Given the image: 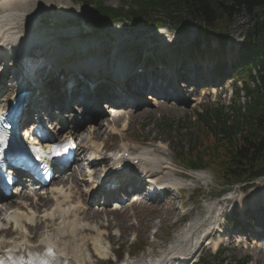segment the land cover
Wrapping results in <instances>:
<instances>
[{"label":"rangeland","instance_id":"1","mask_svg":"<svg viewBox=\"0 0 264 264\" xmlns=\"http://www.w3.org/2000/svg\"><path fill=\"white\" fill-rule=\"evenodd\" d=\"M129 1L103 0L105 5L115 7L125 5V2ZM24 9L26 16H33L32 21L26 22V24L30 25L35 22L37 24L36 31L40 34L43 33L46 37H51L52 40L50 41L54 43V47L58 48L69 43L71 37H73L71 34L76 32V34L82 35L81 39L95 40L105 50H110L113 45H116L118 50L122 48L121 54L125 53L123 56L129 62L137 61L144 54H150L154 51L155 54H163V57L165 56V59L170 63L179 65V63L190 59L189 55L195 51L196 46H194V43L198 38L197 28L191 23H183L181 30H176L172 25L154 30L148 26H135L133 23L127 22L109 24L102 27V29L97 28L96 20L98 17L93 14L90 6H83L79 3V0H36L34 13L29 8L25 7ZM233 22L234 25L229 33V47L226 56L235 55L246 35L248 25L251 23L245 13L237 15ZM89 27H92V29ZM22 30L26 36L27 29ZM87 31L88 34L84 36ZM139 33V37H134L135 34ZM121 37L127 40L130 39L129 42H133L134 45L128 50L124 49L123 40L120 41ZM133 38H136V41ZM212 38L211 46L217 49L219 46L218 41L216 37ZM203 46H206V44L204 43ZM168 52H171L169 56ZM232 81L225 80L223 82L222 79L211 90L199 89L201 87L191 90L190 86H184L187 91H191L186 94L187 100L184 102H167L162 99L148 101L142 98L141 103L128 109L124 116L118 117L116 122L103 108H98L103 116H98L91 123L83 126L80 134L84 136L100 129L96 138L105 145L103 152L108 156L120 150L121 145L127 146L130 151L137 154L145 150H152L157 144L162 143L164 152L160 154L161 157L166 158L167 161L172 159L174 169L188 175L187 178H184V184L182 185L184 188L169 190L170 196L165 197L166 199L131 205L123 213H120L117 218V226L114 225L105 230L106 233H109L108 236L102 228V232H104L103 241L109 245L106 259H100L93 253L91 247H86L85 252L82 253L85 255V259L88 255L93 264H121L116 260L115 255L117 257L120 254L124 257L129 255L130 257H142L148 251L159 255L175 245L180 234L185 232L195 221L202 220L195 232L206 233L209 220H215L217 224L213 223L211 226L213 228L218 227L223 233L226 231L225 229H229L231 226H236L239 229L242 226H237V224L234 226L231 221V223L227 222L226 224L227 218L245 221L248 214L244 212L251 209L253 205H257L259 202L262 203L261 201L264 200V177L262 180L252 183L251 186H236L229 191L228 186L215 179L209 170H206L209 174H206L202 179L192 177L191 175H194V172L183 170L176 161L174 153L169 150L170 143L173 142L172 144L176 147L178 141L172 134L168 133V128L177 120L185 117L192 118L195 109L200 110L205 105L214 104L216 100L228 102L231 98ZM101 172L102 170H100ZM82 178L84 176L79 177L78 184L82 183ZM160 178L161 175L158 174L157 179ZM71 185L73 186L74 183ZM86 186L85 184L80 186L82 193L87 190ZM253 191L258 195V200L253 199L255 201H252L250 199ZM82 199H84L83 196ZM230 201H233L234 205H231ZM223 204H225V207ZM232 206L235 207L233 209L234 215L230 214ZM97 207H100V209ZM101 208L110 207L96 206L91 210H102ZM98 221L105 222L101 217L98 218ZM119 223H121V227L118 226ZM90 234L96 235L93 232H90ZM209 238H211L210 241L216 239L215 241H218V244L223 242V246H227V251L224 252L223 257L228 262L233 259H244L248 256L251 260L249 264H264V251L260 247H252L253 243H231L230 240L224 238L221 232L215 233L214 236ZM63 243L64 240L58 241L61 246ZM143 243L147 245V249L138 253V247ZM212 243L214 244V241ZM217 247V245H214V247L212 245L198 247L196 249L198 253L193 262L199 260L206 253L208 255L210 253L214 254ZM69 251H72L70 247ZM134 253L136 255H133ZM86 263L88 264V261Z\"/></svg>","mask_w":264,"mask_h":264},{"label":"trees","instance_id":"2","mask_svg":"<svg viewBox=\"0 0 264 264\" xmlns=\"http://www.w3.org/2000/svg\"><path fill=\"white\" fill-rule=\"evenodd\" d=\"M79 1L94 6L99 24L123 18L152 27L196 24L200 53L205 52L201 50V39L209 41L212 33L218 36L221 48L226 49L233 19L247 14L252 23L246 31L245 52L241 54L247 64L238 70L245 82L243 88L236 87L235 102L197 111L193 121L178 120L170 131L185 140L178 159L188 168H210L217 178L228 183L241 184L263 176L264 0H131L120 8L106 6L103 0ZM207 51L212 52L210 48ZM254 68L258 69L257 77L253 75ZM242 92L245 104L239 101Z\"/></svg>","mask_w":264,"mask_h":264},{"label":"bare ground","instance_id":"3","mask_svg":"<svg viewBox=\"0 0 264 264\" xmlns=\"http://www.w3.org/2000/svg\"><path fill=\"white\" fill-rule=\"evenodd\" d=\"M35 2L36 0H0V51L6 52L8 49H20L21 46H24L21 54L22 57L26 58V54L33 53V49H36L42 43L43 40H40V37H43L42 35L44 34H40L36 31L37 24L35 22H32L30 25L26 24V22L32 21L33 16H26V14H24L25 7L29 8L32 10L31 12L34 13L33 9L35 7ZM22 29H27L29 31L28 36L25 37ZM71 36H73L72 40H75L76 32L72 33ZM139 36L140 33L134 35L136 38ZM136 38H133L134 41H136ZM47 39H49V37H47ZM124 39L125 38L121 37L120 41L123 40V47L128 50L134 44L133 42H129L130 39ZM46 43L48 44V42ZM38 50H44L42 52L44 53L47 50L51 52L54 48L45 49V46H42V48ZM119 50L122 51V48ZM35 58L37 59V57L34 56V59ZM90 111L97 113L96 117L101 115L94 107L92 110L90 109ZM113 113L119 114L120 112L113 110L110 114L113 115ZM113 118V121H118L117 117ZM98 130L99 131L96 132L95 130L84 137L83 140L87 141L84 150H88L94 156L98 155V157L107 158L104 152L102 153V144L94 141V136L100 132V129ZM126 151H128L127 148L122 145L118 153L109 157L111 163L118 162L106 173V176H108L107 178L114 176L115 167L120 165L119 160L121 157L118 155L119 152L124 154ZM163 152L164 146L160 143L157 144L154 149L145 150L133 156L132 159L126 160L125 163L131 165L130 171L134 169L146 175L150 173L155 175L159 174L161 178L157 179V181L166 182L170 184V186L176 184L181 185L179 183L180 179L178 178H184V176L181 172L174 169L171 159L167 161L166 158L161 157L160 154ZM81 153L84 154V151H81ZM138 156L141 159L140 163L138 166L132 165L133 160ZM82 172L83 169L80 170V168L77 167L74 169L71 177L62 176L63 180H61V182L65 181L63 182L64 185L60 187L57 185L50 187V196L47 200L38 198L37 201H34L33 198L37 196V193H26L22 196V202L8 201V203H4L2 206L0 205V254H3L6 250L17 251L24 249L28 251L33 248L40 249L46 244H52L56 247L60 256L67 258L72 264H87L86 261H88V264H93L90 261V257L86 255L85 259V255L82 254L85 247L91 245L96 255H99L101 258L107 257L109 245L103 241V232L101 230L104 228L105 232L107 228L114 225L117 226V218L120 213L123 212L122 210H118L119 208L115 210L106 209L95 211L89 209V212L84 215L83 219L88 221L91 220L96 223L91 224L89 222L83 223L80 221L79 208L85 206V200L82 199L83 194H85L86 200H90L92 192L96 194L97 190L95 186H92L91 189L82 193L77 183L78 174H82ZM206 174H209V172L197 171L192 176L197 179H202ZM90 176V180H92L93 176ZM107 178L102 182H105ZM70 181L76 185L68 186L67 183ZM82 183H86V181L83 180ZM55 192H59V194L54 196L53 193ZM49 203L51 204L49 205ZM100 217L103 218L106 223L98 221ZM198 222L199 221L195 222L190 228H187L185 232L180 234L176 244L165 251V253L158 255L155 252H150L140 258L134 257L127 259L122 264H168L176 254L183 256L182 258L180 257L179 262L176 264H181V262L184 263V261L188 259V256L194 252V249H189L187 246L192 244L191 240H196L193 231L197 227ZM118 226L121 227V223H119ZM88 231L96 232V235L93 236L89 234ZM84 232L87 233L88 236L82 237ZM106 235L108 236L109 233L107 232ZM62 240H64V243L61 246L58 244V241ZM183 242L187 243L186 247H183ZM217 243L218 242H215L214 245ZM69 247L72 249V252L69 251ZM182 252L188 253L184 255Z\"/></svg>","mask_w":264,"mask_h":264},{"label":"snow or ice","instance_id":"4","mask_svg":"<svg viewBox=\"0 0 264 264\" xmlns=\"http://www.w3.org/2000/svg\"><path fill=\"white\" fill-rule=\"evenodd\" d=\"M74 146V145H73ZM66 150V149H65Z\"/></svg>","mask_w":264,"mask_h":264}]
</instances>
